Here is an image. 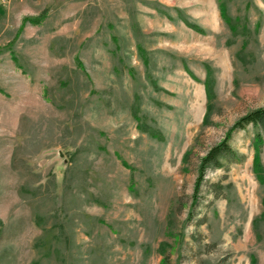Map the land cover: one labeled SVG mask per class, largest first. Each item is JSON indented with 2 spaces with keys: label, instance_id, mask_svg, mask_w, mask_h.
Instances as JSON below:
<instances>
[{
  "label": "rangeland",
  "instance_id": "obj_1",
  "mask_svg": "<svg viewBox=\"0 0 264 264\" xmlns=\"http://www.w3.org/2000/svg\"><path fill=\"white\" fill-rule=\"evenodd\" d=\"M223 1L236 37L216 0H0V264H264V0Z\"/></svg>",
  "mask_w": 264,
  "mask_h": 264
},
{
  "label": "trees",
  "instance_id": "obj_2",
  "mask_svg": "<svg viewBox=\"0 0 264 264\" xmlns=\"http://www.w3.org/2000/svg\"><path fill=\"white\" fill-rule=\"evenodd\" d=\"M217 1V8L219 11L220 18L227 26L228 30L230 31L233 37H236L239 33V23L237 20H233L229 17L226 11V7L223 0H216ZM185 25L190 28L191 30L203 34L204 31L195 24L189 23L188 21H184ZM242 33H246L245 26H241ZM206 70V78L203 82L205 95L208 101L212 98V79H211V69L209 66L205 67ZM209 110V105H207V111ZM251 126L252 128L256 129L257 131L254 133V141L257 144H261V137L262 132L264 133V108L253 110L239 120H237L233 127L231 128L232 131L237 130L241 131L244 130L246 127ZM229 136L230 133L226 135V137L217 145L211 147L207 153L202 157L198 167V177L197 181L195 182L193 188V195L195 196L199 190L200 182L202 181L204 174L208 168H219L221 166V160H235L239 161L241 159L229 146ZM252 171L255 175L257 182L261 185H264V168L261 165L258 156H255L252 161ZM262 204L264 207V196L262 198ZM264 216V212L262 213ZM253 226L256 224V219L252 221Z\"/></svg>",
  "mask_w": 264,
  "mask_h": 264
},
{
  "label": "built area",
  "instance_id": "obj_3",
  "mask_svg": "<svg viewBox=\"0 0 264 264\" xmlns=\"http://www.w3.org/2000/svg\"><path fill=\"white\" fill-rule=\"evenodd\" d=\"M2 1H4V0H2Z\"/></svg>",
  "mask_w": 264,
  "mask_h": 264
}]
</instances>
